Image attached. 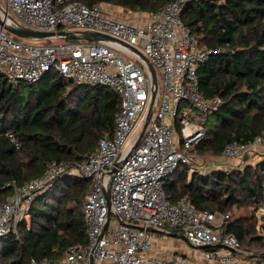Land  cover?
<instances>
[{
  "label": "built area",
  "instance_id": "2783aa9c",
  "mask_svg": "<svg viewBox=\"0 0 264 264\" xmlns=\"http://www.w3.org/2000/svg\"><path fill=\"white\" fill-rule=\"evenodd\" d=\"M187 1L171 0L156 12L137 14L139 22H133L104 2L0 0L2 16L6 10L19 25L54 33L24 42L0 25V73L12 84L35 82L54 69L76 83L112 88L122 103L113 135H104L81 162H54L42 176L15 186L14 194L0 203L4 236L17 230L34 198L60 174L89 178L83 202L88 242L70 246L60 260L32 259L31 264H90L91 259L93 264H264L249 257L233 233L219 230L228 214L199 210L187 197L173 202L166 193V183L182 164L193 165V172L206 170L195 148L206 136L210 113L221 103L201 90L198 67L210 52L200 48L182 20ZM61 30L104 33L149 58L159 88L153 116L140 139L151 99V75L134 59L139 60L135 51L115 40H65ZM9 137L21 146L12 133ZM260 149L264 152L263 136L248 143L227 142L213 168L231 159L248 163ZM109 185L111 206L105 194ZM158 232L181 233L191 247L203 250V257L183 252L153 256Z\"/></svg>",
  "mask_w": 264,
  "mask_h": 264
},
{
  "label": "trees",
  "instance_id": "16d2710c",
  "mask_svg": "<svg viewBox=\"0 0 264 264\" xmlns=\"http://www.w3.org/2000/svg\"><path fill=\"white\" fill-rule=\"evenodd\" d=\"M80 1L156 12L171 0ZM182 20L200 48L210 52L198 67L201 90L221 100L195 152L220 155L227 142L264 137V0H188ZM121 109L114 89L76 83L54 69L35 82L17 84L0 73V203L14 194L15 186L42 176L54 162H81L104 135H113ZM190 170L182 164L174 171L166 183L168 198L178 202L187 197L199 210L228 214L219 230L233 233L249 257L264 261L258 257L264 252V234L254 216L264 205V158L242 169ZM89 184V179L60 174L34 198L30 219L0 236V264L57 261L70 246L86 244L83 202ZM240 207L250 212L237 213Z\"/></svg>",
  "mask_w": 264,
  "mask_h": 264
},
{
  "label": "water",
  "instance_id": "95a60500",
  "mask_svg": "<svg viewBox=\"0 0 264 264\" xmlns=\"http://www.w3.org/2000/svg\"><path fill=\"white\" fill-rule=\"evenodd\" d=\"M2 9L3 8L0 5V11ZM0 25L4 29H6L7 31L12 33L13 35H15L17 37L25 38V39H33V40L44 39V38H47V37L54 34L53 32L32 30V29H29V28L24 27L22 25H19L14 20L12 15H10L9 12L6 10L4 11V16H2L0 13ZM59 34L63 35L65 37V39H70V40H89V41L115 40V41H120V40L114 38L113 36H110V35H107L104 33H100V32H96V31H83L81 33H77L74 31L61 30V31H59ZM120 42H122V41H120ZM122 43L124 45H127L133 51H135L139 60L145 65L147 71L151 75V99H150V104H149L148 111H147L146 121H145V124L143 126V129H142L140 137H139V139H140L142 137L147 125L149 124V122L153 116L154 110H155L156 97H157L158 88H159V79H158V74H157V71H156L154 65L151 63L149 58L142 51L138 50L137 48H135L132 45L127 44L126 42H122ZM139 139L135 145H137V143L139 142ZM114 170H115V168L113 169V171ZM87 179H89V178H87ZM105 194H106L108 206H111L110 185L107 187ZM181 237L184 238V235L181 234ZM263 256H264V252L258 254V257H263ZM90 264H93V259H91Z\"/></svg>",
  "mask_w": 264,
  "mask_h": 264
},
{
  "label": "rangeland",
  "instance_id": "374dc122",
  "mask_svg": "<svg viewBox=\"0 0 264 264\" xmlns=\"http://www.w3.org/2000/svg\"><path fill=\"white\" fill-rule=\"evenodd\" d=\"M112 6L110 7L111 9H114L117 11V14H120V13H128L129 9H125V8H122L121 6H118V5H115V4H111ZM121 10V12H120ZM143 11H139L138 12V15H141ZM148 12H145L144 14L146 15ZM132 16H136V12H133L131 14ZM124 16V15H123ZM9 32V31H8ZM9 34H11L14 38L18 39V40H21V41H24V42H36V40H33V39H25V38H21V37H17L15 35H13L12 33L9 32ZM65 40H70V39H65ZM45 42H52V40H44ZM138 64H140L142 67H144V69L146 68L145 65L140 61L138 60L137 58H134ZM261 153L258 154V151L255 152V154H253L251 156V158L249 159L250 162L246 163V162H240V160L238 159H231V160H225L223 161L224 164L223 165H226L227 166V169H235V168H244L245 167V164H252V165H256L258 162H260L263 158H264V152L263 150L260 151ZM198 155H200L202 157V161L203 163L205 164V166L207 167L206 170L207 172H209L211 170V168H213V161L217 160V161H221L220 160V157L216 154H213L212 152L210 151H206V152H200V153H197ZM189 166H193V165H189ZM211 167V168H210ZM193 171L190 170V174H192ZM236 212L237 213H249L250 211H248L247 209L243 208V207H240V208H237L236 209ZM254 216H256L257 218V221L258 223L260 224V228L258 229L259 230V233L261 234H264V228H263V222H264V205H260L257 209L254 210ZM30 219L29 217V214L25 215L24 217L21 218V220H24V219ZM166 235V240H165V243L167 245V248L168 249H182L184 244H185V240L183 238H181L180 236H176V235H170V234H165ZM187 244V243H186ZM187 250L191 249L192 247L187 244Z\"/></svg>",
  "mask_w": 264,
  "mask_h": 264
},
{
  "label": "crops",
  "instance_id": "0c3cea01",
  "mask_svg": "<svg viewBox=\"0 0 264 264\" xmlns=\"http://www.w3.org/2000/svg\"><path fill=\"white\" fill-rule=\"evenodd\" d=\"M120 12H121V10H120ZM132 13H133V11H129L128 13L123 12V13H120L118 15L124 19H128V20H131L133 22H139L138 21L139 19H136L135 16L131 15ZM136 14H138V12H136ZM142 22H145V20H142ZM260 151H262V149L258 150V154L261 153ZM225 166L226 165H223L222 168H220V169H225ZM214 169L215 168H211V170H214ZM203 170H205V169H203ZM203 170H202V172H207V170H205V171H203ZM171 235H176V236L178 235L181 237V233H176V234H171ZM181 238H183V237H181ZM166 239L167 238H166V235L164 233L158 232V235H157V238H156L155 244H154V249L151 252V254L153 256L160 257V258H168L169 256H171L172 254H174L176 252H183L186 255L191 256V257L196 258V259H201L203 257V250L201 248H193L192 247L189 250L186 249L188 247L187 246L188 243L186 242L185 237L183 238L185 240V244L181 250L180 249H168L167 245L165 243ZM99 264H116V263L105 261V262H102Z\"/></svg>",
  "mask_w": 264,
  "mask_h": 264
}]
</instances>
